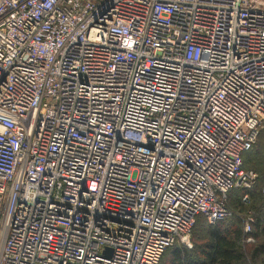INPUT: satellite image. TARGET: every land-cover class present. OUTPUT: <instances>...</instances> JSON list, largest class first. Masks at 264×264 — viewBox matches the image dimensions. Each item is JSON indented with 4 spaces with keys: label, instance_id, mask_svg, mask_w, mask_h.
<instances>
[{
    "label": "built area",
    "instance_id": "obj_1",
    "mask_svg": "<svg viewBox=\"0 0 264 264\" xmlns=\"http://www.w3.org/2000/svg\"><path fill=\"white\" fill-rule=\"evenodd\" d=\"M261 137L264 0H0V264H160Z\"/></svg>",
    "mask_w": 264,
    "mask_h": 264
},
{
    "label": "trees",
    "instance_id": "obj_2",
    "mask_svg": "<svg viewBox=\"0 0 264 264\" xmlns=\"http://www.w3.org/2000/svg\"><path fill=\"white\" fill-rule=\"evenodd\" d=\"M258 144L244 156L243 167L258 172L259 183L253 189L237 188L228 194L227 205L234 216L215 224L199 216L191 235L193 249L176 244L164 253L160 264H264V146ZM246 194L248 204L243 202ZM249 212L255 218L252 237L257 242L248 254L243 242V216Z\"/></svg>",
    "mask_w": 264,
    "mask_h": 264
},
{
    "label": "rangeland",
    "instance_id": "obj_3",
    "mask_svg": "<svg viewBox=\"0 0 264 264\" xmlns=\"http://www.w3.org/2000/svg\"><path fill=\"white\" fill-rule=\"evenodd\" d=\"M261 146H264V137H261L260 138V141H259V144H258V146L257 147H261ZM248 169V168H247ZM249 170V169H248ZM254 170V169H253ZM258 173V172H257ZM259 174V173H258ZM260 177V176H259ZM258 183H259V178L257 179V182L255 183V185L252 187V189L253 188H255V187H257V185H258ZM196 230H197V228H195ZM194 233H195V230H194ZM195 242V241H194ZM256 242L257 241H255L254 243H250V244H245V249H246V252L249 254V250L251 249V247L252 246H254V244H256ZM191 243H192V241H191ZM189 249H193V243H192V247L191 248H189Z\"/></svg>",
    "mask_w": 264,
    "mask_h": 264
}]
</instances>
